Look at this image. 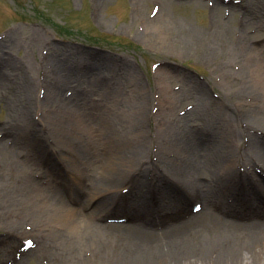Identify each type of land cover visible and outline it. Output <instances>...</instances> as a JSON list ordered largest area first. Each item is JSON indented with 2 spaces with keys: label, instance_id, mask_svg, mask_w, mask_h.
Instances as JSON below:
<instances>
[{
  "label": "rangeland",
  "instance_id": "rangeland-1",
  "mask_svg": "<svg viewBox=\"0 0 264 264\" xmlns=\"http://www.w3.org/2000/svg\"><path fill=\"white\" fill-rule=\"evenodd\" d=\"M253 1L0 0V137L5 135L11 141L16 159L26 158L29 175L36 182L46 188L55 186L53 194L59 200L84 205L85 211L98 203L95 196L100 192L96 193L93 181L97 172L84 160L74 165L69 154L68 162L50 143L55 141L56 125L62 127L66 120L72 126L81 125L87 116L94 127L104 128L110 121L115 132L116 127L127 130L128 142L135 140L128 137L129 132L137 131L151 173L169 175L172 184L176 180L171 177L176 176L186 175L188 182L194 181L193 187L187 186L190 194L185 187L170 191L150 181L145 197L133 184L126 186L128 183L113 178L109 186H116L117 192L108 189L113 210L104 207L107 211L94 219L105 226L100 233L101 247L97 251L89 246L71 250L58 242L55 253L38 244L46 238L54 245L55 237L51 239L47 232L40 239L34 237L37 244L32 246L24 240L29 233L21 240L11 234L6 210L18 205L13 200L26 175L1 162L0 264H96L100 257L103 264H122V252L136 239L143 243L149 234L167 239V231L176 225L188 231L195 227L219 233L227 222L238 233L251 230L257 210L264 209L261 199L253 198L255 192L264 197V172L257 173L252 162L255 133L242 126L236 132L239 141L231 143L227 128L220 129L226 136L220 137L217 130L234 123L238 112L233 111L240 104L247 105L242 109L256 104L253 96L257 95L241 78L243 67L236 59L246 32L253 35V44L264 46V7ZM107 58L110 65L105 67ZM109 100L127 108L131 121L134 112L143 111L144 117L130 130L107 114ZM35 122L38 132L32 129ZM47 122L52 124V134ZM22 130L28 137L20 135ZM40 132L48 133L49 147L40 142ZM184 144L195 147L192 162L197 167L182 162L178 151ZM227 146L240 152L234 169L222 163L219 149L226 151ZM134 169L137 179H142ZM177 170H185L184 175ZM211 172L220 183L210 190L207 180ZM83 177L89 178L88 185ZM236 179L254 183V194L249 192L247 197L241 195V188H232ZM71 181L76 182L77 191L71 189ZM9 185L15 186L12 200V194L1 195V188ZM93 189L91 201L85 200L83 196ZM240 222L250 226L242 229ZM211 248L201 256H211ZM202 257L199 262L205 260Z\"/></svg>",
  "mask_w": 264,
  "mask_h": 264
},
{
  "label": "bare ground",
  "instance_id": "bare-ground-1",
  "mask_svg": "<svg viewBox=\"0 0 264 264\" xmlns=\"http://www.w3.org/2000/svg\"><path fill=\"white\" fill-rule=\"evenodd\" d=\"M253 4L264 7V0H255L253 1ZM241 37L244 41L241 44L243 47L241 46L239 48L240 53L236 59L243 67V70L241 71L243 77L241 78L246 81L251 92L257 95L253 96L255 100H257L255 102L256 104H253L251 109H242V106L247 105L240 104L239 109L236 108V111H233L235 113L238 112L234 123H230L228 127H218L217 133L220 134V137L224 134L226 136L228 134H221L220 129L224 130L227 128V132L232 134V140L230 141L232 143L234 141H239L236 134L243 130L242 126L253 131L255 133L253 140L254 143L257 144L255 154H253V168L256 172L261 170L260 173L263 174L264 46H257L253 44V35L251 33L246 32V34ZM89 60L90 59L87 61ZM109 60L110 58H107V60L103 62V66H109ZM63 85L64 84H62L60 88ZM139 106L144 105L140 104ZM107 111V114H110V116L113 115L115 120H119L121 125L127 126L130 130L133 129V126L135 125L134 123L137 124L140 122V119L144 117L143 111L138 113L134 112L132 119L135 118V120L131 121L132 115L128 112V109L121 106L120 103L115 101L113 102L112 100L108 101ZM69 114L72 115L71 112L67 113L68 116ZM87 117H84L86 121L83 120L84 122L81 123V125L80 123H74L72 126L70 120H66L64 124H61L62 127H58V125H56V127H54V129L57 130H55L56 134L54 133L55 141H51L50 143H54V148L56 150L58 148L60 149L68 162L70 161L66 156L69 154L70 160L74 165L76 161L84 160L85 162H89V169H92V171L94 170L93 172H97V176L93 174L95 177L93 181L96 185V193H100L95 196L98 199V203L94 204L95 206L92 210L87 209L85 211V206L81 204L71 205L64 200L65 198H61V200H59V198L53 194L54 192L52 189H57L55 186L46 188V186L40 185L36 182V180L32 178V175H29L26 158L16 159L15 154L17 152L13 149L11 141L8 142L5 135L0 137V163H5V165L9 163L12 169L15 168L17 171L26 175V177L23 178V185L21 187L18 186L20 194L13 200V202L18 205H12L9 212L6 210V214L9 215L6 223L11 228V234L19 240H21L20 237H22V235L24 236L29 233L25 235L27 238L24 240L29 242L31 246L33 244H37V239L34 237L39 238V236H44L43 232H47L51 239L53 236L55 237V241H53L54 245H52L50 241H47L46 238H42L41 241H38V244L40 243L39 246H44L49 249H46L47 251L56 253L58 242H61L63 245L66 243V246L70 247L71 250L83 249L84 247L89 246L90 249L97 251V249L101 247V232L105 230V226L97 224L94 219L97 213L106 212V208H108L109 211L113 210L114 204L109 201L111 194H109L108 189L110 188L111 190L112 188V190L117 192L116 186H109L112 185L110 183L113 182L112 179L115 177H117V179L121 182H126V184L128 183L126 186L133 184L134 187L137 190L139 189L145 197H148L149 195L147 192L150 191L151 188L149 187L150 181H152L153 185L157 186V188H164L170 191H174L180 186L181 188L185 187L187 188L186 193L190 194L188 187H193L191 184L194 183V181L188 182L186 175L185 177H171L173 181L176 180V184L173 183L175 184L173 185L170 181L169 175H166L167 177H165L163 174L157 176L158 173H151L149 163L145 158V148L143 147V142L139 141L140 139L137 131L131 133L129 132L130 135L128 137H131V139L133 137L135 140L128 142L125 139L126 135H128L127 130L122 129V127H116L117 132H115V127H113L114 124L110 121L107 122V125L104 128L102 125L100 127H94V123L89 121L91 118ZM42 126L44 127L43 124ZM42 126L41 129L43 128ZM33 128H37V132L38 130L40 131L37 122L32 125V129ZM47 129L49 133H53L51 123L48 124L47 122ZM215 129L216 127L214 126V130ZM230 130H233V132ZM18 134L19 133L17 131V134H15L16 137ZM47 134L44 135L43 132H40V138H42L40 142L43 146H48L46 141V138L48 137ZM117 134H119L120 137H116L115 135ZM20 135H22V137H28V135L24 133V130L20 132ZM50 146L53 145L50 144ZM188 146L189 145L184 144L182 149L178 151L181 152V156L183 158L182 162L187 167L188 165L197 167V165L192 162V154L196 151L195 147ZM219 151L223 154L222 163H225L227 168L230 167L234 169V165L236 166L237 163L238 154L240 153L238 149L235 150V148L227 146L226 151L221 149H219ZM258 158L260 159L259 162L257 160ZM134 168H137L136 171L140 172L142 179H137L136 174L134 173ZM0 173L2 174L3 171L1 170ZM176 173L178 175H184L185 170H177ZM211 173H213L210 177L211 180H207L209 181L208 188L210 187V190L213 189L212 186L217 185V182L220 183V181L217 180V175L214 172ZM231 175L232 173L230 175L227 174L225 182L231 179ZM181 177L185 179H183V182H181ZM200 177L197 179L200 180ZM53 179L57 183L60 182L57 177ZM67 179H70V177ZM88 179L89 178L86 179L83 177L82 181H85L84 183L88 185ZM105 179L109 180L106 181ZM198 180L197 183H200L201 181L199 182ZM197 183L196 185H198ZM234 183L237 185H232V188L234 186L241 188V195H244L245 193L246 196L249 192H251L252 195L254 194V183H239L238 179L234 180ZM221 184H223V182H221ZM70 186L73 191L78 190L76 182L72 183L71 181ZM14 188V185L2 187L1 189L3 192L1 195L3 193V195L12 194V200L15 194L13 190ZM228 188H231V186ZM93 191L94 189L91 190V192H88L87 196H83V198L91 201ZM81 196L82 193L79 191L76 198L79 200ZM262 197L263 196H260V194L257 195L255 192L253 198L256 200L260 198L261 204L264 206V197ZM257 213V217H255L254 221L251 222L252 227H249L251 230H246L245 233H238L237 231L232 230L228 226H233V224L227 225V222H225L223 225L227 228L223 227L224 230L219 233L212 232L210 230L201 232V229L196 230L195 227L188 231V229L184 228L183 225H176L177 227L173 229L170 227V231H167L169 233V238H167L169 239L168 241L166 238L161 239L156 235L154 238L152 234H149V236L147 235L143 238V243L136 239V243H134L133 246L131 245L129 249L122 252V264H264V209H262V211L257 210ZM12 215L16 216L18 219ZM30 221L31 223H29ZM148 226L152 227L153 225ZM247 226L250 225L246 222H240L238 225V227H241L242 229ZM26 246L28 247L27 244ZM209 247H212L211 256L208 258H206V256L202 257L201 254H204ZM201 257L205 260H200L199 262L198 258ZM100 263H104V261H101V257L100 260L96 261V264ZM52 264L57 263L53 262Z\"/></svg>",
  "mask_w": 264,
  "mask_h": 264
}]
</instances>
